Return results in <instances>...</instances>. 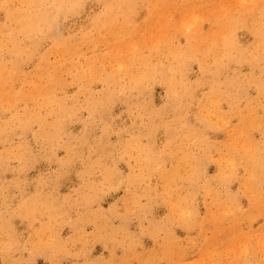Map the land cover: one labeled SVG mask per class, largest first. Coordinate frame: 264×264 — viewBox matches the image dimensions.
Listing matches in <instances>:
<instances>
[{
	"label": "rangeland",
	"instance_id": "1",
	"mask_svg": "<svg viewBox=\"0 0 264 264\" xmlns=\"http://www.w3.org/2000/svg\"><path fill=\"white\" fill-rule=\"evenodd\" d=\"M108 1L0 0V264H264V0Z\"/></svg>",
	"mask_w": 264,
	"mask_h": 264
},
{
	"label": "bare ground",
	"instance_id": "2",
	"mask_svg": "<svg viewBox=\"0 0 264 264\" xmlns=\"http://www.w3.org/2000/svg\"><path fill=\"white\" fill-rule=\"evenodd\" d=\"M79 1H80V0H79ZM100 1H101V0H100ZM104 1L107 2V0H104ZM178 1H179V0H178ZM198 1H199V0H198ZM50 2H51V1H50ZM53 2H54V1H53ZM108 2H110V0H109ZM179 2H180V1H179ZM181 2H182V0H181ZM190 2H191V1H190ZM190 2H187V3H190ZM192 2H193V1H192ZM192 2H191V4H192ZM237 2H238V1H237ZM81 3H82V2H81ZM128 3H129V2H128ZM182 3H183V2H182ZM54 4H55V3H54ZM77 4H78V3H77ZM123 4H124V3H123ZM123 4H122V5H123ZM177 4H178V3H177ZM177 4H176V6H177ZM245 4H246V3H245ZM250 4H251V3H250ZM50 5H51V4H50ZM122 5H121V6H122ZM237 5H240V4H237ZM242 5H243V4H242ZM247 5H248V4H247ZM259 5H260V4H259ZM35 6H37V5H35ZM170 6H172V4H171ZM179 6H180V4H179ZM245 6H246V5H245ZM80 7H81V6H80ZM173 7H174V3H173ZM239 7H240V6H239ZM242 7H244V5H243ZM248 7H249V6H248ZM57 8H58V7H57ZM68 8H69V7H68ZM175 8H176V7H175ZM180 8H181V7H180ZM235 8H238V7H235ZM37 9H38V8H37ZM41 9H42V8H41ZM75 9H76V7H75ZM105 9H107V8H105ZM178 9H179V7H178ZM240 9H242V8H240ZM245 9H246V7H245ZM34 10H35V9H34ZM45 10H46V9H45ZM53 10H54V7H53ZM65 10H68V9H65ZM134 10H135V8H134ZM238 10H239V9H238ZM263 10H264V9H263ZM243 11H244V10H243ZM243 11H242V12H243ZM253 11H254V10H253ZM64 13H65V12H64ZM135 13H136V12H135ZM153 13H154V12H153ZM153 13H152V14H153ZM227 13H228V11H227ZM230 13H231V12H230ZM237 13H238V12H237ZM70 14H71V13H70ZM228 14H229V13H228ZM232 14H233V13H232ZM234 14H235V13H234ZM239 14H240V13H239ZM60 15H61V14H60ZM68 15H69V14H68ZM235 15H236V14H235ZM244 15H245V14H244ZM247 15H249L248 12H247ZM250 15H251V14H250ZM229 16H231V15L229 14ZM238 16H240V15H238ZM238 16H237V17H238ZM245 16H246V15H245ZM251 16H252V15H251ZM56 17H57V16H56ZM60 17H61V16H60ZM227 17H228V16H227ZM231 17H232V16H231ZM237 17H236V18H237ZM240 17H241V16H240ZM36 18H37V17H36ZM96 18H97V17H96ZM34 19H35V18H34ZM119 19H120V18H119ZM237 19H238V18H237ZM263 19H264V17H263ZM107 20H108V19H107ZM230 20H232V19H230ZM251 20H252V19H251ZM33 21H34V20H33ZM50 21H51V20H50ZM60 21H61V20H60ZM233 21L235 22V19H234ZM243 21H244V20H243ZM93 22H94V21H93ZM95 22H96V20H95ZM102 23H103V22H102ZM228 23H229V22H228ZM236 23H237V22H236ZM95 24H96V23H95ZM238 24H239V23H238ZM244 24H246V23L244 22ZM261 24H262V23H261ZM54 25L56 26V24H54ZM90 25H91V24H90ZM229 25H230V24H229ZM240 25H241V24H240ZM249 25H250V24H249ZM46 26H47V25H46ZM231 26H232V25H231ZM247 26H248V25H247ZM258 26H259V25H258ZM60 27H61V26H60ZM234 27H236V26H234ZM244 27H245V26H244ZM43 28H44V27H43ZM45 28H46V27H45ZM231 28H232V27H231ZM247 28H248V27H247ZM258 28H259V27H258ZM101 29H102V28H100V30H101ZM236 29H237V28H236ZM253 29H254V28H253ZM255 29H257V28H255ZM39 30H40V29H39ZM245 30L247 31V29H245ZM261 30H262V29H260L259 31H261ZM26 31H27V30H26ZM229 31H230V30H229ZM233 31H234V30H233ZM235 31H236V30H235ZM235 31H234L233 33H235ZM251 31H252V30H251ZM255 31H256V30H255ZM255 31H254V32H255ZM27 32H28V31H27ZM55 32H56V31H55ZM228 33H229V32H228ZM30 34H31V33H30ZM33 34H34V33H33ZM35 34H36V33H35ZM38 34H39V31H38ZM54 34H55V33H54ZM255 34H256V33H255ZM228 35H229V34H228ZM228 35L226 34L227 37H228ZM235 35H236V34H235ZM257 35H258V34H257ZM31 36H34V35H31ZM39 36H40V35H39ZM45 36H46V35H45ZM47 36L49 37V34H48ZM47 36H46V37H47ZM221 36H222V33H221ZM224 36H225V35H224ZM262 36H263V35H261V37H262ZM27 37H28V35H27ZM54 37H55V36H54ZM235 37H236V36H235ZM25 38H26V37H25ZM37 38H38V37H37ZM44 38H45V37H44ZM44 38H43V39H44ZM258 38H259V37H258ZM258 38H257V39H258ZM27 39H28V38H27ZM38 39H39V38H38ZM38 39H37V40H38ZM53 39H54V38H53ZM224 39H225V38H224ZM14 40H15V39H13L12 41H14ZM37 40H36V42H37ZM41 40H42V39H41ZM45 40H47V39H45ZM48 40H49V39H48ZM59 40H60V39H59ZM71 40H72V39H71ZM214 40H215V39H214ZM222 40H223V39H222ZM255 41L257 42L256 39H255ZM261 41H262V40H261ZM20 42H21V41H20ZM221 42H222V41H221ZM242 42H243V41H242ZM262 42H264V41H262ZM55 43H56V42H55ZM259 43L261 44V42H259ZM21 44H22V43H21ZM35 44H37V43H35ZM62 44H63V42H62ZM194 44H195V43H194ZM194 44H193V45H194ZM242 44L245 45L246 43H242ZM253 44H256V43H253ZM260 44H259V45H260ZM199 45H200V43H199ZM221 45H222V44H221ZM249 45H250V44H249ZM263 45H264V44H263ZM39 46H40V45H39ZM216 46H217V45H216ZM253 46H254V45H253ZM18 47H19V46H18ZM198 47H199V46H198ZM196 48H197V47H196ZM240 48H241V46H240ZM25 49H26V46H25ZM66 49H67V48H66ZM71 49H72V48H71ZM12 50H13V49H12ZM43 50H44V49H43ZM227 50H228V49H227ZM230 50H231V49H230ZM234 50H235V49H234ZM237 50H238V49H237ZM240 50H241V49H240ZM253 50H254V47H253ZM14 51H15V50H14ZM14 51H13V52H14ZM26 51H27V50H26ZM68 51H69V50H68ZM188 51H189V50H188ZM219 51H220V50H218V52H219ZM248 51H249V50H248ZM251 51H252V50H251ZM69 52H70V51H69ZM227 52H229V51H227ZM239 52H240V51H239ZM33 53H34V52H33ZM240 53H241V52H240ZM244 53H245V52H244ZM26 54H27V53H26ZM190 54H191V53H190ZM190 54H188V55H190ZM218 55H219V54H218ZM221 55H222V54H221ZM226 55H227V54H226ZM235 55H236V54H235ZM31 56H33V55L31 54ZM67 56H68V55H67ZM216 56H217V55H216ZM245 56H246V54H245ZM256 56H257V55H256ZM259 56H260V54H259ZM238 57H239V55H238ZM247 57H248V56H247ZM59 58H60V57H59ZM64 58H65V57H64ZM64 58H63V59H64ZM187 58H188V57H187ZM232 58H234V57H232ZM245 58H246V57H245ZM254 58H255V57H254ZM254 58H253V60H254ZM262 58H263V57H262ZM27 59H28V58H27ZM47 59H48V58H47ZM215 59H216V58H215ZM219 59H220V58H219ZM224 59H225V57H224ZM224 59H223V60H224ZM257 59H258V58H257ZM257 59H256V60H257ZM184 60H185V59H183V61H184ZM193 60H194V58H193ZM229 60H230V59H229ZM231 60H232V59H231ZM237 60H238V59H237ZM237 60H236V61H237ZM41 61H42V59H41ZM56 61H57V60H56ZM68 61H69V59H68ZM71 61H72V60H71ZM191 61H192V60H191ZM219 61H220V60H219ZM236 61H234V62H236ZM240 61H241V60H240ZM246 61H247V60H245V62H246ZM257 61H258V60H257ZM57 62H58V61H57ZM62 62H63V61H62ZM185 62H186V61H185ZM216 63H217V62H216ZM221 63H222V61H221ZM232 63H233V62H232ZM236 63H237V62H236ZM66 64H67V63H66ZM71 64H72V63H71ZM180 64H181V63H180ZM256 64H257V63H256ZM263 64H264V63H263ZM57 65H58V64H57ZM73 65H74V64H73ZM189 65H190V64H189ZM234 65H235V64H234ZM237 65H238V64H237ZM237 65H236V66H237ZM69 66H70V65H69ZM69 66H66V67H69ZM71 67H72V65H71ZM71 67H70V68H71ZM227 67H228V66H227ZM247 67H248V66H247ZM159 68H160V67H159ZM218 68H220V67L218 66ZM228 68H229V67H228ZM230 68H232V67H230ZM233 68H234V67H233ZM239 68H241V67H239ZM239 68H238V69H239ZM75 69H76V68H75ZM165 69H166V68H165ZM209 69H210V68H209ZM215 69H216V68H215ZM215 69H214V70H215ZM62 70H63V69H62ZM64 70H65V68H64ZM155 70H156V69H155ZM222 70H223V69H222ZM250 70H251V69H250ZM254 70H255V68H254ZM254 70L251 71V74H252V72H254ZM262 70H263V69H262ZM66 71H67V70H66ZM70 71H71V70H70ZM156 71H157V70H156ZM201 71H202V70H201ZM229 71H230V70H229ZM62 72H63V71H62ZM212 72H213V71H212ZM221 72H222V71H221ZM233 72H234V70H233ZM236 72H238V71H236ZM239 72H240V71H239ZM227 73H228V71H227ZM262 73H263V72H262ZM56 74H57V71H56ZM71 74H72V73H71ZM175 74H176V73H175ZM204 74H205V73H204ZM231 74H232V72H231ZM149 75H150V74H149ZM156 75H157V73H156ZM158 75H159V74H158ZM200 75H201V74H200ZM202 75H203V74H202ZM208 75H209V74H208ZM208 75H206L207 78H208ZM213 75H214V74H213ZM224 75L227 76V74H224ZM236 75H238V74H236ZM236 75H235V76H236ZM258 75H259V74H258ZM258 75H256V76H258ZM92 76H93V75H92ZM163 76H165V74H164ZM219 76H220V75H219ZM85 77H86V76H85ZM155 77H156V76H155ZM166 77H167V76H166ZM204 77H205V76H204ZM228 77H229V76H227V78H228ZM241 77H242V76H241ZM252 77H253V76H252ZM143 78H144V76H143ZM200 78H201V77H200ZM207 78H206V79H207ZM223 78H224V77H223ZM230 78H231V77H230ZM209 79H210V78H209ZM215 79H216V78H215ZM241 79H242V78H241ZM251 79H252V78H251ZM251 79H250V80H251ZM105 80H106V79H105ZM168 80H169V79H168ZM199 80H200V79H199ZM202 80H204V79H202ZM229 80H230V79H229ZM258 80H259V79H258ZM110 81H111V80H110ZM214 81H215V80H214ZM214 81H212V82H214ZM222 81H223V80H222ZM244 81H245V80H244ZM253 81H254V80H253ZM253 81H252V82H253ZM260 81H261V79H260ZM61 82H62V81H61ZM208 82H209V81H208ZM227 82H229V81H227ZM237 82H238V81H237ZM206 83H207V82H206ZM255 83H256V82H255ZM202 84H203V83H202ZM209 84H210V83H209ZM224 84H225V83H224ZM233 84H234V83H233ZM253 84H254V83H253ZM257 84H258V83H257ZM182 85H183V84H182ZM186 85H187V84H186ZM193 85H194V84H193ZM193 85H192V86H193ZM245 85H246V84H245ZM250 85H252V84H250ZM254 85H255V84H254ZM209 86H210V85H209ZM212 86H213V85H212ZM219 86H220V85H219ZM227 86L229 87L230 85L227 84ZM236 86H238V85H236ZM216 87H217V85H216ZM234 87H235V86H234ZM190 88H191V87H190ZM192 88H195V87L193 86ZM199 88H200V87H199ZM222 88H223V87H222ZM239 88H240V87H239ZM242 88H243V87H242ZM196 89H197V88H196ZM217 89H218V91H219V88H217ZM228 89H229V88H228ZM228 89H227V90H228ZM190 90H191V89H190ZM231 90H232V89H231ZM192 91H193V90H192ZM229 91H230V89H229ZM188 92H189V91H188ZM213 92H214V91H213ZM193 94H194V93H193ZM214 94L216 95L215 92H214ZM219 94H220V93H219ZM189 95H190V94H189ZM217 95H218V94H217ZM58 103H59V102H58ZM62 106H63V104H62ZM61 108H62V107H61ZM61 108H60V110H61ZM250 109H251V108H250ZM250 109H249V110H250ZM29 110H30V109H29ZM62 110H63V109H62ZM253 110H254V109H253ZM26 112H27V110H26ZM251 112L253 113V111H251ZM22 114H23V113H22ZM22 114H21V115H22ZM27 114H28V113H27ZM29 114H30V113H29ZM247 114H249V113H247ZM247 114H246V116H245V115H244V116L248 119V116L251 115V114H249V115H247ZM254 114H256V112H255ZM19 115H20V114H19ZM23 116H24V114H23ZM25 116H26V115H25ZM27 116H28V115H27ZM27 116H26V117H27ZM244 116H243V117H244ZM245 117H244V118H245ZM253 117H254V115H253ZM246 118H245V119H246ZM250 118H251V117L249 116V119H250ZM27 119H28V118H27ZM247 119H246V120H247ZM249 119L247 120L248 122H249V121H252V120H249ZM256 119H257V118H256ZM19 120H20V119H19ZM24 121H25V120H24ZM23 123H24V122H23ZM249 123H250V122H249ZM255 123H256V122H255ZM255 123H254V124H255ZM25 126H26V125H25ZM249 127H250V126H248V128H249ZM248 132H249V130H248ZM255 146H257V145H255ZM255 146H254V149H255ZM257 147H258V146H257ZM256 151H257V150H256ZM258 152H260V151L258 150ZM261 152H262V151H261ZM256 154H257V153H256ZM259 154H260V153H259ZM251 155H252V154H251ZM253 156H255V153H254ZM258 157H259V156H258ZM251 158H252V157H251ZM256 158H257V157H256ZM262 158H263V157H262ZM252 160H253V158H252ZM260 160H261V159H260Z\"/></svg>",
	"mask_w": 264,
	"mask_h": 264
}]
</instances>
